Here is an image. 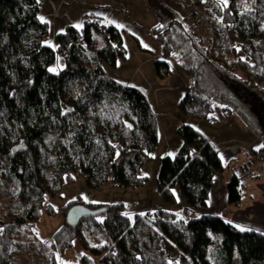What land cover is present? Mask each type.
Masks as SVG:
<instances>
[{"label": "trees", "instance_id": "1", "mask_svg": "<svg viewBox=\"0 0 264 264\" xmlns=\"http://www.w3.org/2000/svg\"><path fill=\"white\" fill-rule=\"evenodd\" d=\"M191 1L187 7L203 2L210 7L205 18L211 31L201 34L193 8V28L171 18L150 29L165 55L177 54L190 79L178 106L184 114L206 118L219 103L234 110L262 137V145L250 153L264 158V52L254 45L264 41V0H251L241 11L238 0ZM39 10L38 0H0V187L8 182L14 195L7 211H0V264H8L17 231L32 232L43 212H51L48 196L71 173H81L88 187L140 185L147 178L140 169L158 143V119L143 91L118 83L102 67L127 58L120 28L101 16L85 18L81 28L67 25L56 33L51 47L44 42L49 25ZM217 15L233 41L250 46L244 57L234 60ZM56 53L64 65L52 72L48 66ZM153 64L160 78L169 72L166 59ZM206 72L215 74L222 87L207 88ZM175 129L181 143L174 155L159 158L155 183L167 204L176 200L173 187L178 186L182 213L158 206L130 216L122 202L71 199L44 243L51 248L50 264H61L54 252L60 254L73 239L103 264H231L235 251L239 264H264L263 233L199 212L207 206L216 172L228 164L190 124ZM232 174L226 184L230 204L243 193L235 170ZM75 204L91 214L70 225L65 217ZM79 264H91L90 255Z\"/></svg>", "mask_w": 264, "mask_h": 264}, {"label": "rangeland", "instance_id": "2", "mask_svg": "<svg viewBox=\"0 0 264 264\" xmlns=\"http://www.w3.org/2000/svg\"><path fill=\"white\" fill-rule=\"evenodd\" d=\"M38 1L40 10L37 15L40 19L47 21L49 25L47 38L44 42L51 47L56 46V33L65 30L69 24L81 28L84 25L83 21L85 18L94 19L96 15L102 16L105 18H102L104 23L113 21L118 25L120 33H122V43L125 46L127 58L126 60L118 59L115 67L105 63L102 64V67L107 75L109 74L118 82L124 81L126 83H121L138 87L143 91L149 107L154 111L156 119H158V143L152 151V158L146 161L140 169L139 174L147 176L140 185L122 188L112 185L110 182H104L97 187H88L85 184V177L81 173H71L69 178L59 188V191L53 196H48L46 204H49L51 212L49 214L45 211L43 212L38 224L32 230L33 233L22 230L17 231L8 264L51 263L50 254L47 255L48 249L50 250L51 248L48 247L47 249L44 243H49L52 231L61 224L63 220L62 207L71 199H82L91 203L104 202L113 204L114 202H122L123 211L130 216L136 212H147V210H152L158 206L170 209L180 215L184 201L181 194H179L178 186L173 187V194L176 200L174 203L167 204L159 194L155 183L160 163L159 158L164 156L166 146L173 143L176 137L179 138L175 128L180 123L190 124L193 128L199 130L206 139L210 140L215 148H218L220 157L225 164L236 160L237 166L233 168L243 164L247 165L250 172L252 171L248 177L254 173V166L258 167L260 171L264 170V158H252L250 153L251 148L262 145V137L248 126L237 112L234 110L229 111L224 104L219 103L207 111V118L183 113L178 106V102L183 97L185 90L189 88L190 79L182 71L178 63L177 54L173 52L165 55L162 50V44L150 31L152 27L171 20V18L180 20L185 27L193 28V8L197 18L200 19L198 30L204 35V33L211 31L205 18L206 13H211L210 7H205L204 2L201 5L194 4L190 8L186 4H192L191 0ZM250 2L251 0H238L239 11L250 7ZM222 3L225 4L226 2L223 1ZM98 6L101 7L98 8ZM217 18H219L220 25L225 27L221 22L223 21L222 16L217 15ZM225 28L233 50L232 56L234 60L238 56L244 57L246 52H249L250 46L241 43L237 44V42L233 41L230 30L227 27ZM98 35L95 32V42L100 44L102 38ZM254 45L257 49L264 52V41L254 42ZM155 59H166L169 64V72L163 78H160L155 73L153 64ZM63 65V57L56 53L55 60L48 66V69H53L52 72H57L62 69ZM204 84L207 88L218 89L222 87L218 77L211 72H206ZM173 147V144L169 146L168 149L171 151L169 155H174L177 152V149ZM248 154H250L251 162L246 159ZM229 171L228 166H225L222 171L216 172L214 183L208 192L209 196L221 184L225 189V183L222 182V179L225 176L224 173L227 174ZM13 196V193L9 190L8 182H4L0 187V211H3V213L7 211L9 199ZM71 243L72 245L64 249L60 254L54 252L56 262L61 264H79L82 262L83 255L87 254L90 255L91 264H103L100 263L98 256L92 255L82 248L77 239H73ZM232 258L231 264H239L240 259L237 251L234 252Z\"/></svg>", "mask_w": 264, "mask_h": 264}, {"label": "crops", "instance_id": "3", "mask_svg": "<svg viewBox=\"0 0 264 264\" xmlns=\"http://www.w3.org/2000/svg\"><path fill=\"white\" fill-rule=\"evenodd\" d=\"M99 7L101 6H98V8ZM108 23L118 26L113 21H109ZM116 81L118 82V80ZM121 82L126 83L124 81ZM180 142L181 140L176 137L174 142L170 145L173 144V148L177 149ZM170 145L166 146L167 148L164 155L171 154V151L168 149ZM215 149L218 150V148ZM249 156L250 154H248L246 159H248V162H251L252 160ZM236 162V160H232V162L228 163L227 165L228 170L230 171L227 174L224 173L225 176L222 179V182L225 183V189L222 187V184L219 185L218 188H216L211 194V196H209L207 203L208 205L206 206L207 208L204 207L200 212L219 215L228 220L233 225H237L242 229H252L255 231L258 230L264 234V170L260 171L258 167L254 166L255 170L252 176L244 179L245 190L243 191L240 199L234 204L227 203L226 184L233 175L232 168L237 166Z\"/></svg>", "mask_w": 264, "mask_h": 264}, {"label": "water", "instance_id": "4", "mask_svg": "<svg viewBox=\"0 0 264 264\" xmlns=\"http://www.w3.org/2000/svg\"><path fill=\"white\" fill-rule=\"evenodd\" d=\"M90 214H91V210L88 209L85 205L75 204L70 206V208L68 209L65 220L70 225L76 224L79 219L88 216Z\"/></svg>", "mask_w": 264, "mask_h": 264}, {"label": "built area", "instance_id": "5", "mask_svg": "<svg viewBox=\"0 0 264 264\" xmlns=\"http://www.w3.org/2000/svg\"><path fill=\"white\" fill-rule=\"evenodd\" d=\"M252 158H256V156H252ZM233 170H235L238 181L241 182L242 190H244V179H246L252 173V171L250 172V169H248L247 165L245 164L238 166L237 168H233Z\"/></svg>", "mask_w": 264, "mask_h": 264}, {"label": "snow or ice", "instance_id": "6", "mask_svg": "<svg viewBox=\"0 0 264 264\" xmlns=\"http://www.w3.org/2000/svg\"><path fill=\"white\" fill-rule=\"evenodd\" d=\"M225 2H226V0H225ZM42 19V18H41ZM121 27H122V25H121ZM53 69H49V71H52ZM262 147H264V146H262Z\"/></svg>", "mask_w": 264, "mask_h": 264}]
</instances>
